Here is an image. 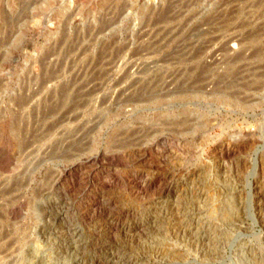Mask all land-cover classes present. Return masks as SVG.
<instances>
[{"label":"rangeland","instance_id":"374dc122","mask_svg":"<svg viewBox=\"0 0 264 264\" xmlns=\"http://www.w3.org/2000/svg\"><path fill=\"white\" fill-rule=\"evenodd\" d=\"M192 1L0 0V264H264V3Z\"/></svg>","mask_w":264,"mask_h":264},{"label":"bare ground","instance_id":"6f19581e","mask_svg":"<svg viewBox=\"0 0 264 264\" xmlns=\"http://www.w3.org/2000/svg\"><path fill=\"white\" fill-rule=\"evenodd\" d=\"M181 0H172V4H173V6L172 7H176V5H177V3L178 2H180ZM192 0H185V4L183 5V8H185V9H187V8H189V6L192 4V2H193V5H194V1H192ZM196 1V0H195ZM226 1V0H225ZM224 1V2H225ZM233 1V0H232ZM236 1V0H235ZM234 1V2H235ZM197 2V1H196ZM228 2V1H227ZM237 2H238V0H237ZM229 4H230V2H228ZM263 3H264V0H258L257 2H255L254 4V6H256V4L258 5V6H263ZM180 5V4H179ZM224 5V4H223ZM251 5V4H250ZM253 6V3H252V6L251 7H254ZM177 7H179V6H177ZM169 10V9H168ZM239 8L238 9H236V10H231V11H229V12H227L226 13V15L224 16V14L223 13H221V19L223 20L222 22H232L237 16H238V14H239ZM164 12V11H163ZM178 12V10L177 11H175V15H174V17L177 19L178 17H179V14L177 13ZM181 14V13H180ZM195 14V13H194ZM182 15V14H181ZM180 15V16H181ZM164 16V15H163ZM193 16L194 15H188L187 16V22L188 21H190L192 18H193ZM195 16H196V14H195ZM219 16H220V14H219ZM163 18V17H162ZM165 18V17H164ZM180 18V17H179ZM211 18V17H210ZM219 18V17H218ZM207 19V18H206ZM215 18H213L212 20H214ZM169 20V19H168ZM211 21V20H210ZM216 21V20H215ZM206 22V21H205ZM206 25H208V24H206ZM211 25V24H210ZM239 28H242L243 27V25H239L238 26ZM238 28V29H239ZM218 30H220V29H218ZM264 32V31H263ZM262 35H263V33H262ZM257 36V35H256ZM153 51V50H152ZM237 61V60H236ZM204 68H206L205 66H204ZM208 71V70H207ZM151 86V85H150ZM152 97V96H151Z\"/></svg>","mask_w":264,"mask_h":264}]
</instances>
